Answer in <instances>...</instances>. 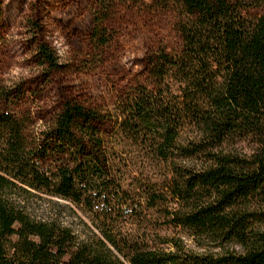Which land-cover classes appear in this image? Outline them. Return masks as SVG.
<instances>
[{"label":"trees","instance_id":"trees-1","mask_svg":"<svg viewBox=\"0 0 264 264\" xmlns=\"http://www.w3.org/2000/svg\"><path fill=\"white\" fill-rule=\"evenodd\" d=\"M96 3L91 38L105 48L117 3ZM178 9L180 47H151L144 82L112 109L67 99L39 134L0 109V264H264V12ZM47 198L78 228L39 213Z\"/></svg>","mask_w":264,"mask_h":264},{"label":"rangeland","instance_id":"rangeland-1","mask_svg":"<svg viewBox=\"0 0 264 264\" xmlns=\"http://www.w3.org/2000/svg\"><path fill=\"white\" fill-rule=\"evenodd\" d=\"M178 1L116 0L108 23L113 41L97 48L91 38L96 0H0V109L24 118L31 134L44 130L67 99L112 109L117 98L144 82L143 62L151 47L161 41L169 49L180 47L174 29ZM243 1L247 15L264 12V0ZM162 2L170 7L157 6ZM41 44L55 53L56 68L42 64ZM256 148L252 141L238 144L248 154ZM56 200L45 199L37 210L77 229L78 216ZM184 238L194 250H218Z\"/></svg>","mask_w":264,"mask_h":264}]
</instances>
